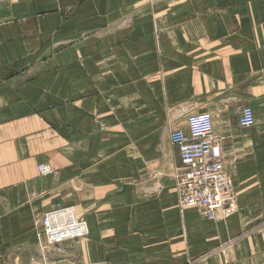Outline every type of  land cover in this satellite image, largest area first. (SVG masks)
Wrapping results in <instances>:
<instances>
[{"label": "crops", "instance_id": "0c3cea01", "mask_svg": "<svg viewBox=\"0 0 264 264\" xmlns=\"http://www.w3.org/2000/svg\"><path fill=\"white\" fill-rule=\"evenodd\" d=\"M201 112L234 185L213 221L169 141ZM67 208L87 236L58 255ZM0 264H264V0H0Z\"/></svg>", "mask_w": 264, "mask_h": 264}, {"label": "built area", "instance_id": "2783aa9c", "mask_svg": "<svg viewBox=\"0 0 264 264\" xmlns=\"http://www.w3.org/2000/svg\"><path fill=\"white\" fill-rule=\"evenodd\" d=\"M254 122L253 110L243 107L238 125L249 128ZM185 125L184 130L174 128L169 132V141L176 148L180 163L175 174L178 206L181 211L192 210L200 217L213 221L217 212L225 210L234 201V185L220 157L211 115L206 112L190 113L186 116ZM37 170L42 177L52 173L47 165H39ZM86 236L85 222L68 217L65 209L47 212L37 234L39 240H44L45 247L58 255L64 254L66 243H71L72 248H79Z\"/></svg>", "mask_w": 264, "mask_h": 264}, {"label": "bare ground", "instance_id": "6f19581e", "mask_svg": "<svg viewBox=\"0 0 264 264\" xmlns=\"http://www.w3.org/2000/svg\"><path fill=\"white\" fill-rule=\"evenodd\" d=\"M65 214L68 216V217H74L75 218V216H74V214L72 213V210L70 209V208H67V209H65Z\"/></svg>", "mask_w": 264, "mask_h": 264}]
</instances>
